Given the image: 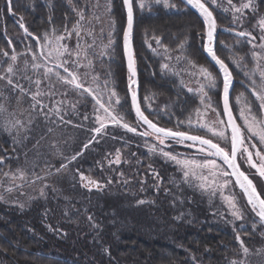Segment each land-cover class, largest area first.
<instances>
[{
	"label": "trees",
	"instance_id": "obj_1",
	"mask_svg": "<svg viewBox=\"0 0 264 264\" xmlns=\"http://www.w3.org/2000/svg\"><path fill=\"white\" fill-rule=\"evenodd\" d=\"M115 1V12L118 7L123 8L125 28L127 15L123 0ZM176 1L180 6L178 11L154 7V12L137 13L134 6L133 41L140 82V104L150 119L154 122L158 120L162 127L171 128H175L178 119L184 120L187 117L196 106L199 97L188 92L177 77L161 72L160 59L153 56L147 48L148 44L144 42L146 33L162 36L163 43L170 48H176L187 38L185 54L198 65L208 67L217 77L218 87L223 86L222 75L209 61L202 48L201 33L204 32L202 17L182 0ZM257 4L259 14L264 12V0H258ZM208 6L212 9L217 22L218 56L229 63V56L239 54L246 57V64L252 65L251 49L244 38H238L229 31L223 30L233 28L230 12L215 9L210 4ZM13 11L16 15L8 13L5 0H0L2 14L0 48L9 54H12L13 49L17 53H22L26 50V46L33 47L35 44L34 36L26 35L19 27V16L24 17L23 22L29 32L38 35H42L45 31L50 32L53 28L62 30L68 25L71 26L78 17L67 0H24V2L14 0ZM50 17L51 22H49ZM250 22L251 20L243 28L235 30L248 29ZM124 28L121 30L122 33ZM228 42L234 47L231 49L222 47V43L229 45ZM109 67V72L114 73L116 77L118 88L127 87L128 115L133 122L130 125L137 127V133L109 125L107 134L98 136L99 142L94 141L85 149L84 145L93 135L90 129L98 126L92 118L94 115L91 112L93 103L91 96H88L90 99L77 108L76 114H71L70 111L69 114L64 115L65 121H72L70 124L61 123L55 114L48 119L42 114L37 115L33 118L32 128L26 134L28 141H24L20 146L9 136L0 133V156L5 158L4 162L0 163V176L22 165L29 146L49 144V154L54 161L51 170L53 174L55 168L66 162L64 157L70 158L76 152H81L76 160L68 163L67 168L78 175L79 172H83L85 176H90L106 185L102 189L92 188L89 191L81 185L79 178L74 182L75 187L71 188V193L76 195L75 198L65 199L50 190L45 198L33 201L26 208L8 205L0 200V259L4 264H230V261L243 257L240 244L235 239L237 233L247 247L255 248L264 243L262 233L264 228L257 226L256 230H253L252 225L249 224L254 214L248 210L250 206L247 205L244 196L242 197L248 219L244 222L241 231L237 232L229 224L212 223L207 205L203 198L196 195H187L186 204L192 211L189 221L178 222L172 217L175 207L179 205L172 190L167 189L163 183L153 187L143 186L146 170L150 167L153 169L160 167L159 173L164 181L168 179V173L165 169L161 170L159 162L150 159L146 161V141L157 144L159 142L151 136L144 138L138 134L147 130V126L136 124L134 110L130 108L128 67L123 48L122 56L116 57ZM229 67L236 79L235 87H241L249 92L242 84L244 77L240 74V70L231 63ZM60 71L63 73V70ZM102 73L108 74V71L103 69ZM151 92L155 93L153 100L155 112L167 108L174 113L171 121L163 112L157 117L151 114L154 112L146 108L144 97ZM221 95L222 90L220 97ZM249 98L253 99L251 95ZM85 115L89 119L85 120ZM237 120L241 125L238 117ZM78 125L82 127H77ZM192 134L205 136L196 132ZM212 140L220 143L227 151H231L230 143L227 147L220 141ZM168 144L170 145L165 149L170 151L173 150L172 146L183 147L189 151L197 148L189 147L187 143L180 145L168 142ZM116 149H120L123 159L119 164L109 165L108 159H114ZM254 159L258 158L254 157ZM238 161L255 185L257 180H264L258 176L256 169H250L239 157ZM121 172L124 174L123 177L119 175ZM109 178L112 180L111 184L107 183ZM237 188L240 190L238 186ZM141 199L146 203L139 204L138 201ZM89 216L92 217L91 221L88 219ZM105 249L108 251L105 252Z\"/></svg>",
	"mask_w": 264,
	"mask_h": 264
},
{
	"label": "snow or ice",
	"instance_id": "obj_2",
	"mask_svg": "<svg viewBox=\"0 0 264 264\" xmlns=\"http://www.w3.org/2000/svg\"><path fill=\"white\" fill-rule=\"evenodd\" d=\"M90 3V0H87ZM183 2L197 10L202 17L204 24V32L202 36V48L218 67L222 75V109L218 110L212 97L209 95L218 87L217 77L204 65H198L195 61L186 55L187 38L181 41L175 50L170 49L168 45L163 43V37L155 33L149 35L145 34V43L153 51L154 54L161 55L167 61L160 65L161 72L173 71L171 61L173 51H179L180 55L175 57V60L184 62L190 69L188 74L195 78L196 87H187V91L194 93L199 97L197 106L184 120H177L175 128L159 126V121L154 122L145 115V110H142L140 100L138 97L139 82L137 80V72L135 66V59L132 49V36L134 27V6L143 11L145 8L151 10L155 5H160L165 9H175L177 5L173 0H123V4L127 11L126 27L123 29V41L125 54L128 60V93L130 95L131 110H134L136 117V124L138 126L146 125L147 130L138 133L140 136L147 138L154 137L159 142V146L155 143L147 145L148 151L152 153H159L167 160L175 162L182 171L183 182L189 184L190 187L198 189L201 193H206L209 197H214L217 193L220 194L221 199L227 204V209L232 217V222L243 221L245 219V209L240 206L239 200L233 193L231 195H224V190L227 188L231 191L234 177V184L237 185L243 196L246 198V203L250 208L248 209L254 214L252 228L256 230L257 223L264 227V195L257 191L256 185L249 176L241 171L240 164L237 163V158L241 162L247 164L250 169H256V173L260 178H264V15L259 14L257 0H239L234 3L233 0H226V7L224 0H183ZM213 5L224 11H230L232 14L231 29L232 34L238 38H244L251 49L252 66L248 67L245 63L246 57L239 54H234L228 57L229 63L233 64L240 70V74L244 77V86L249 90L251 97L249 99L244 93L235 97V104L238 107V118L243 122V127L238 124L237 117L233 115L232 103L230 102V91L234 83L232 70L229 68V63L221 59L217 55L215 48L217 22L212 9L208 6ZM5 6L8 13L16 15L13 11L14 0H5ZM87 6V5H86ZM93 11L86 23L88 27L84 26L85 10L84 8L74 9L77 12L79 19L73 24L72 29L64 28V32L56 35V29H52L51 34L45 31L42 35L30 33L28 27L24 24V17L19 16V27L23 29L24 33L29 36H34L36 47L39 51H34L31 45L26 46V52L31 53V60L25 58L22 66L18 63L19 58L23 53H17L15 49L12 50L11 56L9 52L0 48V64H7L3 72H0V101H11V96H5V91L15 95L16 104L23 102L25 95L30 97L29 117L28 123L32 122V113L43 115L45 119L55 114L61 123L70 124L71 120L65 121L64 115L69 111L76 113L77 105L82 100H77L70 103L67 99L56 101L54 106L49 108L44 103V97H53L57 95V86L64 88L59 95L67 97L70 90H75L81 98L91 96L93 102L94 123L98 126L93 127L90 131L93 133L88 143L84 148H88L94 141L99 142L97 137L106 135V130L109 125L121 127L128 132L137 133V127L131 126L126 122L124 112L120 109L124 107L128 101L127 99L121 103L119 94L115 91L114 85L111 81L105 79L101 81L100 74H94V61L89 58V52L95 56L94 48L96 47V36L92 26L93 21L100 23L101 17L96 9L101 7L99 0L91 5ZM106 13L111 12V0H106L103 6ZM248 10V11H246ZM252 15L255 23L251 24V29H244L236 31L237 28H243L248 21L249 15ZM51 22V17L49 18ZM112 31L107 33L108 43L100 45L101 51L99 56L108 55V49L114 44L113 32L115 30V21L109 22ZM230 31L229 29H223ZM256 33L255 35L253 33ZM83 33V35H82ZM104 29H100V34L103 35ZM73 35L76 37L75 48H70L66 42ZM84 36L92 37V43H81ZM152 41L155 42L156 47L152 46ZM222 47L233 48L234 46L224 45ZM3 58H8L4 60ZM87 69L81 72L80 69ZM63 70V74L60 70ZM42 70V71H41ZM31 73V74H30ZM175 74V73H174ZM110 75V72L108 73ZM33 76L36 78L34 79ZM23 81V82H22ZM87 82L88 86H85ZM27 84V87L25 86ZM33 87L35 90L33 91ZM47 88V92L43 89ZM18 93V95H16ZM106 97V98H105ZM155 97V93H151L144 97V102L147 109H151L150 103ZM65 105L66 107H61ZM45 109H47L45 111ZM168 116L169 121L174 115L167 108L161 110ZM161 112L151 113L155 116H160ZM215 113L216 119L209 122L207 119L208 113ZM64 113V114H62ZM7 114V115H5ZM0 117L3 118V127L5 131L11 133L15 130L17 136L20 131L26 127L24 121L16 117L15 111L9 112L8 106L4 102H0ZM223 117V118H222ZM87 120L89 117L84 116ZM77 127H82L78 125ZM185 128L187 130H180ZM52 131V129H49ZM205 131L210 133L214 138L225 144H231V151H227L221 147L220 143H214L212 139H206L205 136L192 134L193 132ZM168 142L175 144H186L189 147H197V152L204 154L201 159L179 158L181 154H173L171 151H165L164 148L169 146ZM259 145V147L257 146ZM250 149H254L252 151ZM81 152H76L70 158L64 157L65 163H61L59 168H55V173L59 174L65 171L68 163L77 159ZM62 155V154H61ZM111 155V154H110ZM254 157L258 159H254ZM4 157L0 156V163L4 162ZM221 163H217V161ZM121 163V151L116 149L114 159H108V164ZM51 167V166H49ZM44 175H38L34 171L28 169L18 168L15 171L5 172L3 175L9 178L10 186L5 189L6 192L11 193L14 189L22 188L25 183L29 186L39 183L41 186L34 189L39 196H45L44 189L48 184L44 181L46 177L53 173L49 170H43ZM79 172V170H77ZM123 177V173H119ZM158 176V174H157ZM81 185L89 191L92 188L102 189L106 187L101 181L90 176H85L83 172H79ZM20 181V184L16 182ZM111 178L107 183L111 184ZM127 183V181H125ZM3 185L0 184V187ZM0 199L4 196L0 194ZM139 204L146 203L144 200H139ZM21 207L24 205L21 204ZM258 218V221H256ZM88 219L91 221L92 217ZM179 219V217L177 218ZM241 228L244 224L241 223ZM235 239L239 242L244 259L230 261V264H249L247 257L250 255V250L244 245V241L240 234L237 233ZM108 250L105 249V252ZM256 255L264 256V249H257ZM194 258V257H193Z\"/></svg>",
	"mask_w": 264,
	"mask_h": 264
},
{
	"label": "rangeland",
	"instance_id": "obj_3",
	"mask_svg": "<svg viewBox=\"0 0 264 264\" xmlns=\"http://www.w3.org/2000/svg\"><path fill=\"white\" fill-rule=\"evenodd\" d=\"M23 2H24V0H23ZM99 2H100L101 7L99 9H96L95 11L97 12V14L100 15L101 22L97 23V22L93 21V24H92V26L94 28V33L96 36V47L94 48L93 51H95L96 55L93 56L92 52L90 51L89 52V58L93 59V61H94V74L99 73L101 81H103L105 79L110 80L111 84L114 85V87H115V91L119 94V96L121 98V103H123L125 99H127V101H129L128 94H127V87H126V89L125 88L119 89L118 84L116 82L117 81L116 77L114 76V73L110 72V75H108V74L102 73V71L104 69L105 71H108V73H109V70H110L109 65L112 64L113 60L116 57L118 58L119 56L120 57L122 56L123 33L121 30H122V28H124V25H125L124 12H123V8H120V7H118V10H117L118 12L117 11L115 12V10H116V8H115L116 7L115 6L116 1L115 0H111V12H110V14L106 13L104 11L103 6L106 4V0H99ZM173 2L177 5V7L175 9H172V8H169V9L164 8V9L168 10V11H178L179 7H180L179 3L176 0H173ZM233 2L238 3L239 0H233ZM94 3H95V0H90V3L87 2V0H84L83 6H79V7L77 6L75 8V9L84 8V10H85V22H82V23H84L85 27H88V24L86 23V21L91 16V13L93 11V8L91 5ZM257 3H258V0H257ZM224 5L226 7V0H224ZM211 6L214 7L213 5H211ZM154 7H162V6L155 5L151 8V10H149L148 8H145L143 11L139 10L136 7H135V9H136L137 13L138 12L139 13H146V11H148V12L153 11L154 12ZM214 8L219 9L216 7H214ZM219 10H221V9H219ZM222 11H224V10H222ZM246 11H248V10H246ZM225 12L228 13L230 11H225ZM230 14H231V12H230ZM260 14L264 15V12H262ZM231 17H232V14H231ZM78 19H79V17H77L76 20H78ZM110 20L115 21V30L113 32L114 44L111 46L110 49H108V55L100 57L99 56V52L101 51L100 45L108 43L107 33L109 31H112V28L110 27V24H109ZM249 20H251V22L249 23L248 27L251 28V24L255 23L256 20L253 19L252 15H249L248 21ZM1 23H2V14L0 12V24ZM245 24H244V26H245ZM72 26H73V24H71L70 27L67 26V28L69 30H71ZM101 28L104 29L103 35L100 34ZM59 29L56 30V33H55L56 35H60L61 33L64 32V29H62V30H61V28H59ZM50 30L51 31L49 33L51 34L52 29H50ZM82 35H83V33H82ZM66 42L68 43L70 48L74 49L75 45H76L75 35H73ZM85 42L91 44L92 43V37L84 36V39L81 41V43L83 44ZM144 42H145V40H144ZM228 44L231 46L230 42H228ZM152 46L156 47L154 41H152ZM147 48L149 51L152 52L153 56H156L160 59V64L167 62L162 58V54L161 55L154 54L153 51L149 47H147ZM170 49L175 50L176 48H170ZM33 50L37 51V52L39 51V49L36 47L35 44L33 45ZM22 53H23V55L18 60V63L21 66H22L23 60L25 58L31 60V53H27L26 50H24ZM27 54H29V55H27ZM171 55L173 56V60L170 63L173 66L174 72L168 71L165 73L177 77L179 79L181 85H182V81H183V84L187 85V87L195 88L197 86L196 82H195V78L188 74L190 71H195V70L190 69L186 63H184V62L178 63L175 60V57L177 55H180L179 51H173L171 53ZM9 56H11V54H9ZM3 59L7 60L8 58H3ZM247 66L251 67L252 65L247 64ZM6 67H7L6 63L0 64V70L2 72H3L4 68H6ZM86 70L87 69H84V68L80 69L81 72H84ZM33 78L35 79L36 77L33 76ZM2 83L3 82H0V84H2ZM25 86L27 87L26 83H25ZM85 86L86 87L88 86L87 82L85 83ZM187 87H184V88L187 90ZM217 89H218V92H217ZM219 89H220V91H219ZM32 90L34 91L35 88L33 87ZM43 90L45 92H47L46 87H44ZM221 90H222V87L220 85L214 91H211L209 93V95L212 97L213 101L215 102L218 110L222 109L221 99H220L221 98L220 97ZM56 91H57V95H55L53 97L45 96L43 98L44 103L49 108L53 107L56 101L65 100V99H67L70 103L75 102L77 100H82V102L77 105V108H80L87 100L90 99V98H88V96H86V98H81L75 90H70L69 95L67 97L61 96V95H59V93L63 92L64 88L62 86H59V85L57 86ZM233 91L234 92L232 93L233 94L232 103H233L235 113L238 117V107L235 104V97L241 93H244V95L249 98L250 93L246 92L241 87H235ZM151 93H153V92H151ZM151 93H149V94H151ZM218 93H220V94L218 95ZM192 94H194V93H192ZM4 95L5 96H11V101L10 102L0 101V102H4L8 106L9 112L15 111L16 117L21 119L22 121H24L26 127L20 131L19 136H17L15 130H13L11 133H9L8 131L4 130L3 118L0 117V133H3L5 135L9 136L11 139H13V141L16 144H18V146H20V145L24 144V141L25 142L28 141V137L26 136V134L30 131V129L32 128V124H33V122H31L30 124L27 122L28 117H29V111H30L29 110V104H30L31 100H30L29 96L25 95L23 102L21 104L17 105L16 100H15V95L11 94L8 91H5ZM16 95H18V93ZM153 100L150 101V103L152 105L151 109H148L150 112L156 111V107L153 104ZM198 101L196 103V106L198 104ZM92 105H93V103H92ZM61 107L63 108L66 106L61 105ZM128 109H129V105L127 102L126 104H124V107L120 110L122 112H124L125 117H126V122L129 124H132L133 123V122H131L132 118L129 117V115H128L129 114ZM46 110L47 109H45V111ZM91 112H93V107H91ZM62 114H64V113H62ZM71 114H76V113L71 112ZM5 115H7V114H5ZM36 116H37L36 113H32V121L34 120L33 118H35ZM187 116H188V114H187ZM92 118L94 119V116H92ZM207 119L209 122L214 121L216 119L215 113H211V112L208 113ZM239 121H240L241 125L243 126V122L240 119H239ZM196 133L203 134L205 136L211 137L214 140H217L210 133H206L205 131H200V132H196ZM152 138H154V137H152ZM205 138H207V137H205ZM217 141H219V140H217ZM220 142L225 144L222 141H220ZM153 143L157 144L156 142H153V141H146V161H147V159H150L154 162L155 161L159 162L161 164L160 165L161 170L165 169L166 172L168 173L167 174L168 179H166V181L168 183H164L166 181L163 180V178L161 177V174L159 173L160 167H157L155 169H153V167H150L149 170H146V178H144V182H142V184H143V186H146V187H153V186L161 185L163 183V185L166 186L167 189L172 190V194L174 193V195L176 196V199L179 202V205H177V207H175V212L173 214L174 216H172L174 218V220H176L178 222H180L182 220L189 221L188 219L190 218V216H192L191 215L192 211H191V208L186 204L187 195H196L199 198H203L204 203L207 205V208L209 210L208 212L211 216L210 220L212 221V223L213 222L214 223H221V224L226 223V224L233 226L237 230V232H240L241 231V227H240L241 223L244 224L246 219H248L246 212H245V219L242 222L241 221H235L233 223L232 217L229 214V211L227 209V204L224 200L221 199L220 194L217 193L216 196L210 198L208 194L201 193L198 189H196L194 187H190L189 184L184 183L180 166H178L177 164H175V162H173L171 160L165 159L158 152L152 153V152L148 151L147 145H150ZM48 145L47 146L35 145V147L29 146L27 148L26 155H24L23 163L19 168L28 169L30 172L34 171L38 175H44L43 170L51 171L53 168L54 161L49 154L50 147ZM157 145L159 146V144H157ZM225 145H227V144H225ZM172 147H173V150H171V152H173V154H181L179 157L181 159H183V158L201 159L204 155V154L201 155L200 153L196 152L197 148H195L193 151H189L183 147H179V148L178 147L174 148L175 146H172ZM227 147H228V145H227ZM164 150L170 151V150H167L165 148H164ZM121 156H123L122 153H121ZM122 159L123 158L121 157V160ZM217 163H221V162L218 160ZM49 166H51V167H49ZM16 169H18V168H16ZM16 169H11L8 172L15 171ZM157 174H158V176H157ZM76 179H79V175L76 172L72 171L70 168H67L65 171H63L59 174L54 173L51 176L46 177V180L44 182L48 184V187L44 189L45 196L41 197V196H39L37 191H34V189L41 186L39 183L32 184L31 186H29L27 183H25L22 188L14 189L11 193L6 192L5 189L10 186V182H9V178L5 177L3 175V176H0V184L3 185L2 187H0V194H2L4 196V199H0V200L4 201L8 205H12V206L20 207V208H26L29 205H31L33 201H35L39 198H45L48 195V192L50 190L55 191L57 194L64 197L65 199H72V198L76 197V195L74 193H71L72 192L71 188L75 187L74 182ZM232 180H233V178H232ZM16 183L20 184L21 182L17 181ZM255 183L258 187L257 189H259V192H261L264 195V180L259 179ZM230 187H231V191H229V189L226 188L224 190V195L227 196V195H231L234 193L236 195L237 199L239 200L240 206H242L244 208V202H243L244 200L242 197L243 194L237 188V186L234 184V180H233V184ZM144 193H146V192H144ZM141 200H144V199H141ZM146 201H148L147 198H146ZM21 204H23L24 206L21 207L20 206ZM178 217H179V219H177ZM250 219H251V221L249 222V224L252 225V223L254 221L252 218H250ZM256 221H258V220H256ZM257 226H259L262 229L264 228V227H261L259 225V223H257ZM262 233L264 235L263 231H262ZM249 235H250V233L247 234V236H249ZM248 248L250 250V255L247 257L249 264H264V256L256 255L257 249H264V243L256 246L255 248H251V247H248ZM242 255H243V257H241L240 259H236V260L244 259V254L242 253ZM0 264H4V262L1 259H0Z\"/></svg>",
	"mask_w": 264,
	"mask_h": 264
},
{
	"label": "water",
	"instance_id": "obj_4",
	"mask_svg": "<svg viewBox=\"0 0 264 264\" xmlns=\"http://www.w3.org/2000/svg\"><path fill=\"white\" fill-rule=\"evenodd\" d=\"M183 1V0H182ZM126 9V8H125ZM194 9V8H193ZM196 12H197V10L196 9H194ZM126 15H127V11H126ZM134 26H135V9H134ZM133 32H134V27H133ZM230 33H232V31H231V29H230V31H229ZM217 33V32H216ZM216 46H217V37H216V41H215V48H216ZM123 49H124V41H123ZM132 49H133V54H134V59H135V66H136V72H137V80H138V82H139V75H138V71H137V64H136V58H135V50H134V41H133V36H132ZM124 54H125V49H124ZM205 54H206V56H207V58L209 59V61L218 69V67L214 64V62L211 60V58L208 56V54L205 52ZM218 55V54H217ZM125 60H126V64H127V67H128V60H127V56H126V54H125ZM230 68V67H229ZM62 70V69H61ZM231 70V69H230ZM233 73V72H232ZM233 77H234V74H233ZM235 84H236V79H235V77H234V83H233V85H232V90L230 91V102L232 103V93H233V90H234V87H235ZM242 84L244 85V83L242 82ZM246 88V87H245ZM247 89V88H246ZM248 90V89H247ZM249 91V90H248ZM138 97H139V100H140V82H139V89H138ZM142 108V107H141ZM143 110V109H142ZM232 111H233V115L234 116H236L235 115V113H234V110H233V106H232ZM146 115V114H145ZM150 119V118H149ZM238 124H239V122H238V120L236 121ZM160 126V125H159ZM207 139V138H206ZM214 142V141H213ZM214 143H216V142H214ZM222 147V146H221ZM237 163H239V161H238V158H237ZM240 168H241V166H240ZM241 171H243V169L241 168ZM257 191L259 192V190L257 189Z\"/></svg>",
	"mask_w": 264,
	"mask_h": 264
},
{
	"label": "flooded vegetation",
	"instance_id": "obj_5",
	"mask_svg": "<svg viewBox=\"0 0 264 264\" xmlns=\"http://www.w3.org/2000/svg\"><path fill=\"white\" fill-rule=\"evenodd\" d=\"M84 0H67V3L72 7L76 8L77 6H83ZM70 27V25H68Z\"/></svg>",
	"mask_w": 264,
	"mask_h": 264
}]
</instances>
